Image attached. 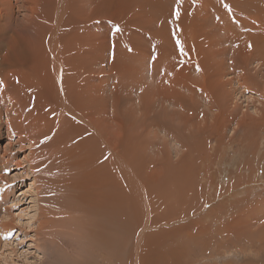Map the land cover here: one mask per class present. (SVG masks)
Listing matches in <instances>:
<instances>
[{"label": "rangeland", "instance_id": "1", "mask_svg": "<svg viewBox=\"0 0 264 264\" xmlns=\"http://www.w3.org/2000/svg\"><path fill=\"white\" fill-rule=\"evenodd\" d=\"M262 21L264 0H0V264H264Z\"/></svg>", "mask_w": 264, "mask_h": 264}, {"label": "bare ground", "instance_id": "2", "mask_svg": "<svg viewBox=\"0 0 264 264\" xmlns=\"http://www.w3.org/2000/svg\"><path fill=\"white\" fill-rule=\"evenodd\" d=\"M53 4V3H52ZM56 5V3L54 2V6ZM57 7V6H56ZM68 12V11H67ZM258 21V20H257ZM52 22V21H51ZM50 22V23H51ZM262 22H264V21H262ZM256 23V22H255ZM81 24V23H80ZM257 24V23H256ZM48 25H50V24H48ZM52 25V24H51ZM248 25V24H247ZM250 25H252V23L251 24H249V26L248 27H251ZM83 26V25H82ZM256 26V25H255ZM259 26H262L261 25V23L259 24ZM264 26V25H263ZM253 28H254V26H253ZM256 29H257V27H255ZM262 28V27H261ZM261 28H259V29H261ZM255 29V30H256ZM263 31V30H262ZM258 34V33H257ZM83 35V34H82ZM72 36V35H71ZM76 36H79V35H75V37ZM84 36V35H83ZM259 36H260V34H259ZM80 38V37H79ZM84 39V37L82 38V40ZM258 40L257 41H255V39H254V41H253V43L252 44H255L256 42L257 43H259L260 41H259V38H257ZM261 39V38H260ZM77 40H78V38H77ZM74 41V40H73ZM255 42V43H254ZM79 43V42H78ZM260 43H262V40H261V42ZM262 45V44H261ZM234 46V45H233ZM159 47H162V46H159ZM237 47V46H236ZM243 47V46H242ZM253 49H256V48H253ZM242 50H243V52H244V50H245V48L243 47L242 48ZM250 50V49H249ZM257 50V49H256ZM161 51V50H160ZM56 52V51H55ZM60 52V51H59ZM250 52H254V50H251ZM252 54V53H251ZM252 56V55H251ZM62 57V56H61ZM249 58V57H248ZM59 59V58H58ZM56 60V59H55ZM57 61V60H56ZM247 62V61H246ZM65 63V62H64ZM61 64V63H60ZM57 65V64H56ZM62 66V65H61ZM65 66V65H64ZM63 67V66H62ZM64 68V67H63ZM65 70H66V68H65ZM26 74V73H25ZM60 74H61V72H60ZM60 74H59V77H60ZM56 75V74H55ZM9 76V75H8ZM9 77H11V76H9ZM82 79V78H81ZM63 81L64 80H66V78L63 76V79H62ZM58 81V80H57ZM61 81V80H60ZM62 81V82H63ZM36 82V81H35ZM59 82V81H58ZM29 84V83H28ZM58 87V86H57ZM58 91V90H57ZM62 92V91H61ZM63 92H65V91H63ZM67 93V92H66ZM59 95V94H58ZM60 96H63V95H60ZM65 97V96H64ZM62 100V99H61ZM63 100L64 101H66L67 102V98L65 97V99L63 98ZM59 102V101H58ZM65 104V103H64ZM67 104V103H66ZM50 105V104H49ZM10 106V105H9ZM60 106V105H59ZM45 107V106H44ZM63 108V107H62ZM62 108H60V109H62ZM74 108V107H73ZM15 110L16 109V103L13 101V102H11V110ZM28 110V109H27ZM30 110V109H29ZM68 110V109H67ZM30 111H33L34 112V109H31ZM62 111H64V110H62ZM36 112V111H35ZM74 112V111H73ZM76 112V111H75ZM44 112H42V114H43ZM77 113V112H76ZM70 114V113H69ZM23 115V114H22ZM37 115V114H36ZM39 115V114H38ZM74 115V114H73ZM86 115V114H85ZM75 116V115H74ZM72 117V116H71ZM70 117V118H71ZM88 118V117H87ZM87 118H82L81 116H80V113H78L76 116H75V118H74V120H73V123H74V125H76V126H78L79 125V127H81V128H84V126L85 125H87L88 124V122H87ZM97 118V117H96ZM39 119H40V117H39ZM60 119V118H59ZM89 119V118H88ZM53 120V119H52ZM70 120H72V119H70ZM60 121V120H59ZM96 121H97V119H96ZM38 122V121H37ZM40 122H43V121H40ZM55 122V121H54ZM70 122H72V121H70ZM33 123V122H32ZM36 123V122H35ZM43 124V123H42ZM72 124V123H71ZM38 124H36L35 126L36 127H38L39 126V128H40V125H38ZM75 126V127H76ZM100 126V125H99ZM33 127H34V125H33ZM95 127V128H94ZM46 128V127H45ZM93 128H94V130L97 128V125H96V123L94 122L93 123ZM77 129H78V127H77ZM98 129V128H97ZM96 129V130H97ZM37 130H39V129H37ZM95 130V131H96ZM37 132L38 133H40L39 131H36V134H34V135H40V134H37ZM78 132V131H77ZM99 130L97 131V133L99 134ZM50 133V132H49ZM89 136V135H88ZM75 139V138H74ZM65 145V144H64ZM73 152V151H72ZM65 156V155H64ZM121 180V179H120ZM4 227V226H3ZM5 232V231H4ZM108 251V250H107ZM110 251H112V250H110ZM113 253V252H112ZM110 254V253H109ZM109 257V256H108ZM113 257V256H112ZM112 257H111V259H112ZM115 257H117V256H115ZM110 259V260H111ZM109 260V259H108ZM114 260V259H113ZM107 261V260H106ZM112 261V260H111ZM110 262V261H109ZM108 262V263H109ZM107 263V264H108Z\"/></svg>", "mask_w": 264, "mask_h": 264}, {"label": "snow or ice", "instance_id": "3", "mask_svg": "<svg viewBox=\"0 0 264 264\" xmlns=\"http://www.w3.org/2000/svg\"><path fill=\"white\" fill-rule=\"evenodd\" d=\"M174 15H175L177 18H179V11L177 10V11L174 13ZM177 43L179 44L180 42L177 41ZM249 47H251V45H249ZM181 51H183L182 48H181Z\"/></svg>", "mask_w": 264, "mask_h": 264}, {"label": "crops", "instance_id": "4", "mask_svg": "<svg viewBox=\"0 0 264 264\" xmlns=\"http://www.w3.org/2000/svg\"><path fill=\"white\" fill-rule=\"evenodd\" d=\"M197 193H198V194H197ZM197 193H196L195 195H197V197H198V196L200 197V196H201L200 193H199L198 191H197ZM183 195L186 196L187 194H184V193H183Z\"/></svg>", "mask_w": 264, "mask_h": 264}]
</instances>
